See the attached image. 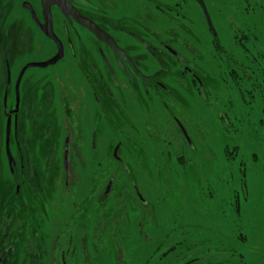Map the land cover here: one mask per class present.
<instances>
[{
    "label": "rangeland",
    "instance_id": "1",
    "mask_svg": "<svg viewBox=\"0 0 264 264\" xmlns=\"http://www.w3.org/2000/svg\"><path fill=\"white\" fill-rule=\"evenodd\" d=\"M75 1L117 34L153 32L146 48L127 38L124 46L139 50L164 87L111 90L94 72L67 73V58L28 68L23 100L6 107L15 110L13 154L25 164V182L16 196L9 194L17 180L9 190L0 184L3 264H53L57 250L67 264H264V0H204L223 51L243 67L204 78L203 90L190 75L183 86V66L159 43L182 52L175 41L184 36L208 48L194 0ZM56 54L42 37L40 55L29 59L44 63ZM185 57L197 68L198 58ZM221 57L226 63L228 55ZM174 119L185 128L182 148Z\"/></svg>",
    "mask_w": 264,
    "mask_h": 264
},
{
    "label": "flooded vegetation",
    "instance_id": "2",
    "mask_svg": "<svg viewBox=\"0 0 264 264\" xmlns=\"http://www.w3.org/2000/svg\"><path fill=\"white\" fill-rule=\"evenodd\" d=\"M56 1L51 4L49 9L52 29L57 40L48 36L42 29V26L46 23L44 0H0V104L4 106V112L0 114V184L8 185L9 190V185L12 184L11 182L17 180L14 193L9 194L13 196L20 193L21 186L25 182L23 179L25 164L15 160L13 154L15 142H12L11 120L15 110H7L6 107L13 101L16 105H19L21 100H23L20 93L28 82V80L25 81V73L28 68L35 67L30 65L36 63L29 58H33L36 54L40 55V40L42 37H47L51 40L57 54L59 52V44L62 45L63 57L61 60L67 58L66 63L70 62V66L67 67V73H72L69 72L68 69H72L73 73H77L80 70L81 72L87 70L94 72L102 78H105L106 81H104V85L111 90L115 88H129L133 90L137 86L142 85L144 89L147 90H157L164 87L162 81L158 78H153L151 76L152 73L149 74V67H145V65L141 63L140 58L137 56L139 50L134 54L131 52L132 50H126L124 46L125 43L133 47H139V45L142 44L141 46L146 48L148 47V38L154 36L153 32L149 30L142 35L141 32L139 33L130 28H123L118 31L119 34H117L114 32V27H111L113 30L111 28H103L93 19L89 18L87 13L83 12V6H90H85L75 0H63L80 15L97 24L119 47V50H115L111 47L110 43L100 40L90 30L82 26L75 16L69 12H65L61 6V4H64L63 1ZM194 1L199 4L202 17L205 16V1L202 0L203 4L197 0ZM85 2H89V0H85ZM94 4L100 7V2L98 0L95 1ZM105 4H107V2ZM104 8L109 9L108 7ZM205 20L207 22L206 32L211 36V41L204 40L208 42H204V44L208 46L207 49L202 44V50L192 47L188 39L184 36L180 41H175V44H178L180 48L183 49L182 52L174 49L175 46L165 41H159L161 47L164 49V54L162 55L167 58L175 59L183 66L186 76H183L182 84L187 88L189 87L187 75H190L193 80L191 86H196L199 90H203L204 78H215V76H221L220 73H224V75L234 74L237 70L241 71V67H243L242 65H238L237 61L227 51H223L221 41L215 35V30L212 27V21L207 19L206 16ZM81 31H87L89 34H85L84 36V34L80 33ZM124 38L128 40L125 41ZM91 49L93 50L92 53H94L92 55ZM184 51L186 53H184ZM84 52L86 55H84ZM188 52H190L193 57L199 59L197 68H193L191 66V60L185 57ZM151 53L153 55H150L156 60V54L153 52ZM223 54L228 55L226 63L222 60L221 56ZM80 60L85 62L84 67L77 65V62ZM228 64L230 65L228 66ZM204 66H206V69H204ZM210 66H212V72H209ZM139 73H141L143 77H141ZM124 79L127 81L123 82ZM91 83L93 82H86L85 85L87 86ZM89 95L97 105L98 103L100 104V99H98L96 92L94 96L92 92H90ZM88 106L86 110H88ZM99 106L100 107L97 108L101 113H104L102 104ZM94 116L96 115L94 114ZM94 116L91 111L87 114L89 120H93ZM174 121L178 127L177 130H179V135L181 136L180 147L182 148L183 139H185L183 129L185 128L183 125V128H181V126L179 127L176 119H174ZM97 137V132H93V148L96 147L95 142ZM71 141V136L68 135L66 137V143L64 144V150L68 153L67 159H69V154L71 152ZM118 144L114 146V149L118 148L117 156H114L117 160H120L121 157L118 156V153L121 144ZM114 149L113 151L115 152ZM67 162H69V160ZM0 264H3L2 256H0Z\"/></svg>",
    "mask_w": 264,
    "mask_h": 264
},
{
    "label": "water",
    "instance_id": "3",
    "mask_svg": "<svg viewBox=\"0 0 264 264\" xmlns=\"http://www.w3.org/2000/svg\"><path fill=\"white\" fill-rule=\"evenodd\" d=\"M56 1V0H44V13H45V17H46V23L42 26V29L44 30V32L52 37L53 39H56V36L53 32V29H52V24H51V20H50V6L51 4ZM63 1V0H61ZM199 1L201 4L202 3V0H197ZM57 2V1H56ZM64 2V1H63ZM61 3V2H60ZM62 8L64 9L65 12H69L71 13L73 16L76 17V19L78 20V22L86 27L88 30H90L93 34L96 35L97 38H99L100 40L102 41H107L108 43H110L111 47L115 50H119V47L116 45V43L97 25L95 24L93 21L83 17L82 15H80L75 9H73L72 7H70L68 4H66L64 2V4H61ZM69 9V10H68ZM57 40V39H56ZM59 52L58 54L56 55V57L50 61H47V62H44V63H34L30 66H48L50 64H54L56 63L58 60H60L62 57H63V48H62V45L59 44ZM141 77H143V75L141 73H139ZM184 130V129H183ZM185 132V130H184ZM117 149H115V156H117ZM67 152L65 153V159H66V163L68 161L67 159ZM110 188V186H109ZM108 188V189H109Z\"/></svg>",
    "mask_w": 264,
    "mask_h": 264
},
{
    "label": "trees",
    "instance_id": "4",
    "mask_svg": "<svg viewBox=\"0 0 264 264\" xmlns=\"http://www.w3.org/2000/svg\"><path fill=\"white\" fill-rule=\"evenodd\" d=\"M55 258H54V263L53 264H67V255L66 252L62 256V250L61 252L59 250L56 251L55 253Z\"/></svg>",
    "mask_w": 264,
    "mask_h": 264
}]
</instances>
